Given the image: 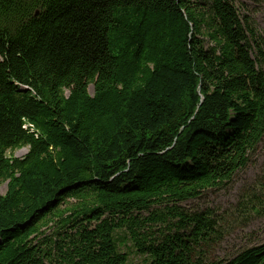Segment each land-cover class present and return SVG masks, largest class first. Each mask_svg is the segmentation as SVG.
Segmentation results:
<instances>
[{
	"label": "trees",
	"instance_id": "1",
	"mask_svg": "<svg viewBox=\"0 0 264 264\" xmlns=\"http://www.w3.org/2000/svg\"><path fill=\"white\" fill-rule=\"evenodd\" d=\"M263 137L264 31L238 0H0V264H129L127 243L264 264V240L213 259L224 217L181 205ZM235 210L264 216V164Z\"/></svg>",
	"mask_w": 264,
	"mask_h": 264
},
{
	"label": "rangeland",
	"instance_id": "2",
	"mask_svg": "<svg viewBox=\"0 0 264 264\" xmlns=\"http://www.w3.org/2000/svg\"><path fill=\"white\" fill-rule=\"evenodd\" d=\"M246 11L253 17L259 30L264 31V0H238ZM92 94V84L88 86ZM27 151L26 147L16 149L13 155L23 156ZM264 164V137L257 147L256 153L249 164L238 171L234 178L225 186L210 189L201 194L197 199L182 202L181 205L190 210H211L216 215L224 217V223L228 226L229 232L223 241L216 246L211 255L216 257H232L245 247L257 244L264 240V216H256L244 220L241 210L235 208L239 196L244 188L255 183L261 175ZM6 191V182L0 184V194ZM248 221V222H247ZM128 252L129 264H143L142 256L134 252L130 243L123 249Z\"/></svg>",
	"mask_w": 264,
	"mask_h": 264
}]
</instances>
